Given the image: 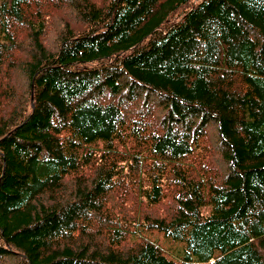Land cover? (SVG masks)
<instances>
[{
	"label": "trees",
	"instance_id": "1",
	"mask_svg": "<svg viewBox=\"0 0 264 264\" xmlns=\"http://www.w3.org/2000/svg\"><path fill=\"white\" fill-rule=\"evenodd\" d=\"M193 1L81 0L86 29L52 52L36 2L0 0V78L16 30L38 29L29 107L8 120L0 108V262L264 264V0ZM211 125L218 179L197 156ZM127 144L134 154L115 162ZM92 159L104 163L85 182ZM142 160V197L159 205L171 178L175 213L112 220L104 201L139 181Z\"/></svg>",
	"mask_w": 264,
	"mask_h": 264
},
{
	"label": "rangeland",
	"instance_id": "2",
	"mask_svg": "<svg viewBox=\"0 0 264 264\" xmlns=\"http://www.w3.org/2000/svg\"><path fill=\"white\" fill-rule=\"evenodd\" d=\"M90 3L97 6L106 7L112 0H88ZM197 0H194L188 7L194 6ZM36 4L31 5V10L35 14L38 12L40 20L45 22V31L40 41L44 47L52 52L58 51L60 48L61 38L65 31L70 30L79 34L86 29V24L80 19L77 11H79L78 4H81V0H40L44 3L45 8H41L34 0ZM38 29L32 27H26L16 30L17 39L19 44L11 55H8L5 60V66L3 68L0 78V108L2 119L8 120L12 113L18 114L19 112L26 110L29 107L30 96V79L26 70V64L30 61L31 55L34 53V47L32 36ZM209 139L204 144L198 146L197 156L199 158L204 157L212 165H207L205 159L203 167L209 170L212 169L213 174L218 179L225 172V162L221 160L219 140L215 136V130L213 125L208 127ZM125 149H119L117 154L114 155L115 162L119 159L127 160L134 154L129 145L120 146ZM141 156V155H139ZM99 157V155H98ZM142 158V157H141ZM149 158L144 155L143 159ZM194 158L193 160H196ZM199 160V159H198ZM200 161V160H199ZM102 162V161H101ZM98 159H92L89 165H85L82 169L80 178H83L85 182L92 181L96 176V171L102 166ZM142 165L139 164V182L136 179L128 178L124 187H119L116 191L108 195V199H105L103 209L105 213L113 218L112 220H126L129 218H140L148 216L150 218H167L169 219L175 213L176 201L171 186V178L164 180L165 185V199L156 206H150L146 200L142 197L140 185L150 187L151 175L153 173L149 171V165L145 160H142ZM121 163H124L122 161ZM127 164H122V168ZM209 166V167H208ZM128 173L129 170L126 168ZM131 184V186H129ZM136 184H138L136 186ZM75 187L74 179H70L68 188L63 189V194L60 200L71 198L73 195L72 188ZM136 188V189H135ZM124 192V193H123ZM123 193V195H121ZM122 196V197H118ZM122 199V200H121ZM113 200V201H112ZM162 206V207H161ZM139 219V220H140ZM97 234H101V230L106 233L105 226L95 225ZM153 240L158 241L161 244H165L164 240H167L163 232H155L150 236ZM102 240H106L105 237H101ZM15 259H5L0 264H16Z\"/></svg>",
	"mask_w": 264,
	"mask_h": 264
},
{
	"label": "bare ground",
	"instance_id": "3",
	"mask_svg": "<svg viewBox=\"0 0 264 264\" xmlns=\"http://www.w3.org/2000/svg\"><path fill=\"white\" fill-rule=\"evenodd\" d=\"M175 7V6H174ZM136 189V188H135ZM159 199V198H158ZM122 200V199H121ZM113 201V200H112ZM162 207V206H161ZM11 256V255H10Z\"/></svg>",
	"mask_w": 264,
	"mask_h": 264
}]
</instances>
